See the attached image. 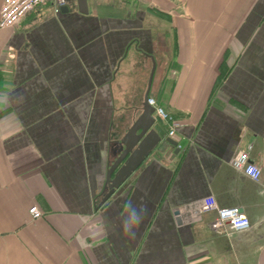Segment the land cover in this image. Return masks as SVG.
Masks as SVG:
<instances>
[{
  "label": "crops",
  "instance_id": "0c3cea01",
  "mask_svg": "<svg viewBox=\"0 0 264 264\" xmlns=\"http://www.w3.org/2000/svg\"><path fill=\"white\" fill-rule=\"evenodd\" d=\"M149 54L178 151L158 146L100 204ZM249 144L258 181L231 166ZM207 196L252 227L198 218ZM0 264H264V0L45 2L0 28Z\"/></svg>",
  "mask_w": 264,
  "mask_h": 264
},
{
  "label": "water",
  "instance_id": "95a60500",
  "mask_svg": "<svg viewBox=\"0 0 264 264\" xmlns=\"http://www.w3.org/2000/svg\"><path fill=\"white\" fill-rule=\"evenodd\" d=\"M79 4L81 8H85L87 0H79ZM149 56L152 59V69L141 107L142 113L133 121L126 133L111 142L100 204L106 202L158 146L168 144L178 151V141L166 135L165 128L154 117L155 107L148 104L156 70V59L152 54ZM177 221L181 223L180 218Z\"/></svg>",
  "mask_w": 264,
  "mask_h": 264
},
{
  "label": "built area",
  "instance_id": "2783aa9c",
  "mask_svg": "<svg viewBox=\"0 0 264 264\" xmlns=\"http://www.w3.org/2000/svg\"><path fill=\"white\" fill-rule=\"evenodd\" d=\"M45 2L54 3V12L59 13L67 6L68 0H4L0 11V28L14 27L29 12ZM148 103L155 107V117L165 121L168 124V137L174 138L176 130L179 126L173 117L160 106L154 97H149ZM253 144H249L246 149L239 150L231 161V166L251 179L258 181L262 176V169L259 165L251 161L250 152ZM31 214L35 218L41 216V212L37 207L30 209ZM194 214L199 218L204 214L214 212L216 214L215 227L224 230L226 226L234 231H244L252 227L251 221L238 207L222 208L214 196H207L193 210Z\"/></svg>",
  "mask_w": 264,
  "mask_h": 264
},
{
  "label": "clouds",
  "instance_id": "9594fccd",
  "mask_svg": "<svg viewBox=\"0 0 264 264\" xmlns=\"http://www.w3.org/2000/svg\"><path fill=\"white\" fill-rule=\"evenodd\" d=\"M135 217H136L135 225H138L140 223L141 217L137 213H135ZM124 229L126 232L128 231L127 225L124 226Z\"/></svg>",
  "mask_w": 264,
  "mask_h": 264
}]
</instances>
